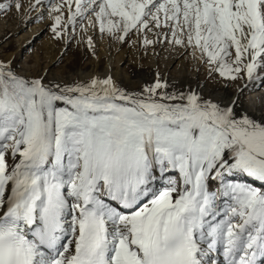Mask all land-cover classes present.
Segmentation results:
<instances>
[{
  "label": "snow or ice",
  "instance_id": "6c2138e0",
  "mask_svg": "<svg viewBox=\"0 0 264 264\" xmlns=\"http://www.w3.org/2000/svg\"><path fill=\"white\" fill-rule=\"evenodd\" d=\"M0 21V264H264V0Z\"/></svg>",
  "mask_w": 264,
  "mask_h": 264
},
{
  "label": "rangeland",
  "instance_id": "374dc122",
  "mask_svg": "<svg viewBox=\"0 0 264 264\" xmlns=\"http://www.w3.org/2000/svg\"><path fill=\"white\" fill-rule=\"evenodd\" d=\"M15 24H16V21H12L11 23H9L7 25V27L9 29H14L15 28ZM33 26H38L36 32H32L31 34H28L29 33V30ZM42 27H43V25L42 24H39V23L29 25V27H28V29L26 31L20 32V34L18 36H15V37H13L11 39L9 46H11L13 49L16 50L18 56H27L28 53L25 51V43H26V41H28L29 39H31L32 36L35 33H37L38 30L40 28H42ZM4 28H5V25H4L3 21H0V37L3 36ZM22 35H27V36H25L24 38H22L21 37ZM46 40H47V36L46 35L40 36V38L36 41L35 47L37 49H39L40 47L45 46V43L44 42Z\"/></svg>",
  "mask_w": 264,
  "mask_h": 264
},
{
  "label": "bare ground",
  "instance_id": "6f19581e",
  "mask_svg": "<svg viewBox=\"0 0 264 264\" xmlns=\"http://www.w3.org/2000/svg\"><path fill=\"white\" fill-rule=\"evenodd\" d=\"M37 27H38V26H33V27L29 30V33H28V34H31L32 32H36ZM25 36H27V35H22L21 37L24 38ZM44 43H45V46H46L47 43H48V40H46Z\"/></svg>",
  "mask_w": 264,
  "mask_h": 264
}]
</instances>
